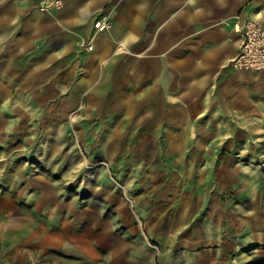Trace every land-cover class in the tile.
<instances>
[{
    "label": "rangeland",
    "instance_id": "374dc122",
    "mask_svg": "<svg viewBox=\"0 0 264 264\" xmlns=\"http://www.w3.org/2000/svg\"><path fill=\"white\" fill-rule=\"evenodd\" d=\"M87 99L0 113V264H264V96L176 144Z\"/></svg>",
    "mask_w": 264,
    "mask_h": 264
},
{
    "label": "crops",
    "instance_id": "0c3cea01",
    "mask_svg": "<svg viewBox=\"0 0 264 264\" xmlns=\"http://www.w3.org/2000/svg\"><path fill=\"white\" fill-rule=\"evenodd\" d=\"M36 1L0 0V113L90 98L164 129L169 144L194 143L191 129L229 127L246 92L264 96V70L229 66L240 44L235 24L260 10L264 26V0H63L50 12ZM99 16L109 30H93Z\"/></svg>",
    "mask_w": 264,
    "mask_h": 264
},
{
    "label": "built area",
    "instance_id": "2783aa9c",
    "mask_svg": "<svg viewBox=\"0 0 264 264\" xmlns=\"http://www.w3.org/2000/svg\"><path fill=\"white\" fill-rule=\"evenodd\" d=\"M63 6V0H37L36 9L43 12L57 11ZM111 22L105 16L94 18V31L109 30ZM241 42L237 54L229 62V66L240 72H260L264 70V26L253 17H245L242 23L235 24ZM86 51L92 49L91 44L84 46Z\"/></svg>",
    "mask_w": 264,
    "mask_h": 264
},
{
    "label": "bare ground",
    "instance_id": "6f19581e",
    "mask_svg": "<svg viewBox=\"0 0 264 264\" xmlns=\"http://www.w3.org/2000/svg\"><path fill=\"white\" fill-rule=\"evenodd\" d=\"M261 12L262 11H256L255 13H254V15H253V17L255 18V19H257V18H259L260 16H261ZM240 40V42H241V39H239ZM117 50H124L125 51V48L123 47V46H120ZM76 114H77V110H74V111H69L68 112V118H69V120H73L75 117H76Z\"/></svg>",
    "mask_w": 264,
    "mask_h": 264
}]
</instances>
